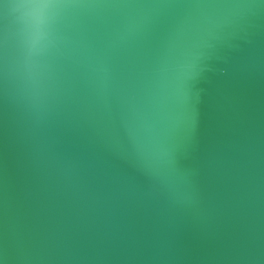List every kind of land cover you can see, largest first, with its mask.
Returning <instances> with one entry per match:
<instances>
[{"label": "water", "instance_id": "water-1", "mask_svg": "<svg viewBox=\"0 0 264 264\" xmlns=\"http://www.w3.org/2000/svg\"><path fill=\"white\" fill-rule=\"evenodd\" d=\"M0 264H264V0H0Z\"/></svg>", "mask_w": 264, "mask_h": 264}]
</instances>
